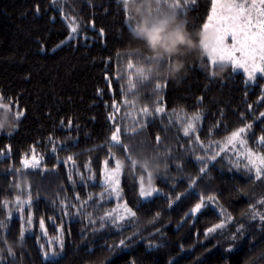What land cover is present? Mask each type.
I'll return each mask as SVG.
<instances>
[{"label":"trees","instance_id":"obj_1","mask_svg":"<svg viewBox=\"0 0 264 264\" xmlns=\"http://www.w3.org/2000/svg\"><path fill=\"white\" fill-rule=\"evenodd\" d=\"M178 2L187 30L202 33L212 0ZM162 11H169L163 0ZM128 14L122 0H0V97L12 103L9 111L0 108V221L7 225L0 264H264V226L252 218L253 211L264 213V175L257 180L245 167L246 149L264 155V75L249 83L225 64L226 71L211 76L201 64L218 65L193 54L176 80L152 73L138 80L135 68L148 69L151 61L131 36ZM17 105L24 112L19 120ZM145 107L153 115L143 116ZM113 114L127 152L110 149ZM195 114L200 120L190 139L181 123ZM245 124L252 126L246 147L224 142ZM33 147L41 166L22 169ZM106 158L109 167L115 159L123 164L118 200L101 181ZM155 162L163 167L155 170ZM141 177L144 189L158 190L147 199L139 194ZM29 194L30 206L14 203ZM119 203L135 217L102 221ZM50 248L58 255L45 259Z\"/></svg>","mask_w":264,"mask_h":264},{"label":"snow or ice","instance_id":"obj_2","mask_svg":"<svg viewBox=\"0 0 264 264\" xmlns=\"http://www.w3.org/2000/svg\"><path fill=\"white\" fill-rule=\"evenodd\" d=\"M127 2L128 0H122L126 14H128L126 7ZM163 4L167 7V9H169V11H172L174 13H176L177 9L182 8V5L178 2V0H172L171 3H169V0H163ZM155 12L157 15L162 12V0H157ZM128 15L129 18H131L130 14ZM209 30L212 31L211 40L202 39L200 43L206 50L211 65H217L226 62L231 63L234 70L243 69V71L247 74V78L249 81H254L256 79L257 73L264 74V0H250V2H247V0H228V2H224V0H212L211 14L207 17V23L203 24V31L201 34L204 36ZM72 31L75 32L76 28L73 27ZM101 34H103L102 31ZM229 37L231 38V43H228ZM155 41L156 37L153 38L154 43ZM145 59L147 61H151L152 57L148 56L145 57ZM133 67V64L129 62L128 68L132 69ZM148 74H150V71L148 69H145L143 67L135 68V75L138 80L147 79ZM128 84L130 89L134 87L131 77L129 78ZM157 87H160V85H157ZM262 99H264V96H262ZM124 102L128 103L127 100H125ZM11 107V101H9L8 104H4L3 98L0 97V108H3L5 111H9ZM16 107V119L19 120V118L24 115V112L23 110H19L18 105ZM111 107L115 112H119L120 110L119 106L115 102ZM141 112L145 117L153 115V112H150L147 107L143 108ZM154 112L162 113L164 112V109L163 107H156L154 109ZM260 116L264 117V113H260ZM109 120L114 121V126L111 130L110 136V149L114 146H120L124 149L125 152H127V146L122 144L121 142V128L119 126V123L116 122V116L114 114L110 115ZM199 120L200 115L195 114L191 117L190 120L181 123V128L185 137H189L190 139L192 138L190 134L195 133L197 130L194 126V122ZM0 127H2V125H0ZM251 127V124H245L243 127H239L236 130L231 131L230 135L225 138L224 142L229 145H235L236 143H239L246 147L245 134L251 129ZM130 131L135 132L136 129L132 128L130 129ZM9 135H11V133H9ZM195 139L199 140V137L197 136ZM159 140L160 137L157 136V141L159 142ZM259 141L260 143H264V135L259 138ZM7 150L10 152V147H8ZM30 151L32 153L31 157H29L28 154L25 153L21 158L22 169H36L41 166L42 157H37L34 147L30 149ZM52 151L55 152L56 149L53 148ZM109 155H112L111 151L109 152ZM245 158L247 159V164L245 165V167L249 168L250 171L254 169L255 178L257 180L261 179L262 175H264V155L253 153L250 149H246ZM67 159L71 160L72 157H68ZM129 159H131V157H129ZM212 159H215V156H213ZM132 164L134 166L136 164V161L132 160ZM103 165L104 182L108 186L107 188H105V192H109L110 189L111 192H114L117 196H119V183L122 170L121 162L119 160H116L115 166L109 168V159L106 158L103 161ZM236 166L239 167V164H237ZM142 167L147 170V163L145 162ZM22 169H16V171L19 172L22 171ZM201 171H204V169L202 168ZM150 175L151 173H149V176ZM143 179V177L140 178L141 188L139 194L144 198L151 197L153 193L157 192L158 190L152 188L146 191L143 187ZM17 187L19 188L20 185L17 184ZM111 192L109 194H111ZM103 195L104 194L101 193V198H103ZM76 199L79 200L78 195L76 196ZM89 199H91V197H89ZM208 199L212 200L214 198L209 197ZM3 203L4 206L7 207L9 202L5 200ZM14 203L21 207L25 203L30 206L31 195L29 194L26 201L21 200L20 196H17ZM259 203L264 204V200L259 201ZM202 206L203 202L195 204V206L190 209L188 215L192 216L200 212ZM119 208L123 209V214H118ZM118 209H113L111 212L106 213L104 217H101V220H111L113 224H116L117 221H123L126 217H135L136 215V213L131 208H129L126 203L118 205ZM257 217H259L262 226H264V213H257L253 211L252 218L256 219ZM11 218L12 214L11 211H9L8 219L11 220ZM89 219L90 223L94 222L91 220V217H89ZM31 223L32 216L29 215L27 224L31 225ZM39 227L42 230H45V223L43 218L39 220ZM216 227H223V225H216ZM242 227L243 226H241L240 229H237L238 233L241 232ZM6 228L7 225L3 221H0V233H3ZM25 231L26 229L22 226L20 231V238L22 240L24 238ZM212 231H215V228L208 229V232ZM0 238H2V236H0ZM235 238L236 237H233V239ZM57 241L62 251V237H58ZM51 243L52 242L49 241L50 245ZM123 243L124 242L121 241V244ZM40 247L43 250L45 246L41 244ZM8 252L9 255H14L11 248H8ZM57 255L58 253L51 248L48 251H43V256L45 259H47L49 256L55 257Z\"/></svg>","mask_w":264,"mask_h":264},{"label":"clouds","instance_id":"obj_3","mask_svg":"<svg viewBox=\"0 0 264 264\" xmlns=\"http://www.w3.org/2000/svg\"><path fill=\"white\" fill-rule=\"evenodd\" d=\"M156 3L157 0H128L127 11L134 21L131 36L140 41L147 54L152 57L148 67L150 73L176 80L186 72L188 57L193 54L201 58L207 55L200 43L205 38L200 32H189L187 21L179 18L172 11H162L157 15ZM154 37H156L155 43ZM211 38L212 36L207 40ZM201 68L208 71L211 76H218L227 70V65L219 64L215 70H212L201 64ZM152 167L159 170L163 165L155 162ZM7 247L12 248V245L9 244Z\"/></svg>","mask_w":264,"mask_h":264},{"label":"rangeland","instance_id":"obj_4","mask_svg":"<svg viewBox=\"0 0 264 264\" xmlns=\"http://www.w3.org/2000/svg\"><path fill=\"white\" fill-rule=\"evenodd\" d=\"M224 2H228V0H224ZM211 14V13H210ZM207 23V22H206ZM210 36H212V31L211 30H209L205 35H204V38L205 39H208V37H210ZM228 43H231V38L229 37V39H228ZM237 55H239V54H237ZM208 56V55H207ZM209 58V57H208ZM221 64H231V63H221ZM217 65H219V64H217ZM232 65V64H231ZM233 66V65H232ZM240 71H242V72H244L243 71V69H239ZM244 74L246 75V78H247V74L244 72ZM264 74H260V73H257L256 74V78L258 77V76H263ZM247 81L249 82V83H255L256 82V79L254 80V81H249L248 80V78H247ZM264 87V86H263ZM190 118L192 117V116H189ZM117 159H115V161H116ZM121 162V161H120ZM121 164H122V162H121ZM114 166H115V164H114ZM114 166H112V167H114ZM112 167H109V168H112ZM122 170H123V164H122ZM122 170H121V173H122ZM120 178H121V175H120ZM102 183L103 184H105V182H104V175H103V177H102ZM106 185V184H105ZM107 186V185H106ZM108 187V186H107ZM146 190V189H145ZM150 190V189H149ZM147 191V190H146ZM109 192H111V190L109 189ZM119 193H120V183H119ZM155 194V192L153 193V195ZM111 197L112 198H114L115 200H118L119 199V196H120V194H119V196H117L116 195V193H114V192H111ZM143 199H147V198H144V197H142ZM118 205H122V204H118ZM118 205L115 207V209H118ZM118 214H123V209L122 208H119L118 209ZM62 237V236H61ZM62 239H63V237H62ZM58 242V241H57Z\"/></svg>","mask_w":264,"mask_h":264}]
</instances>
